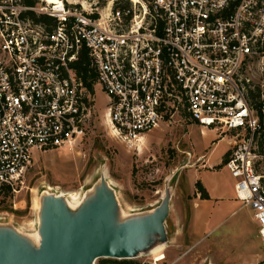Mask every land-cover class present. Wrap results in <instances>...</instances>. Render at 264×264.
<instances>
[{
	"label": "built area",
	"instance_id": "built-area-1",
	"mask_svg": "<svg viewBox=\"0 0 264 264\" xmlns=\"http://www.w3.org/2000/svg\"><path fill=\"white\" fill-rule=\"evenodd\" d=\"M257 69L264 0H0V189L17 192L39 153L84 137L99 88L111 134L130 148L181 115L228 138L235 198L252 209L264 249Z\"/></svg>",
	"mask_w": 264,
	"mask_h": 264
},
{
	"label": "rangeland",
	"instance_id": "rangeland-1",
	"mask_svg": "<svg viewBox=\"0 0 264 264\" xmlns=\"http://www.w3.org/2000/svg\"><path fill=\"white\" fill-rule=\"evenodd\" d=\"M251 74L254 85L262 87L264 72L257 69ZM107 101L98 88L96 109L84 137L73 147L39 153L17 192L0 189V225L32 237L40 223L35 199L41 203L50 193L72 202L76 195L82 202L105 177L119 200V220L154 210L170 191L167 240L154 241L165 244L164 248L155 254L141 252L130 261L264 264L263 243L253 211L235 198V179L223 163L229 150L228 138L222 140L215 130L181 115L149 133L139 149L130 148L109 130ZM198 180L209 187L213 195L209 202L201 201ZM104 259L113 258H99L95 264Z\"/></svg>",
	"mask_w": 264,
	"mask_h": 264
},
{
	"label": "water",
	"instance_id": "water-1",
	"mask_svg": "<svg viewBox=\"0 0 264 264\" xmlns=\"http://www.w3.org/2000/svg\"><path fill=\"white\" fill-rule=\"evenodd\" d=\"M64 196H43L39 245L13 227L0 225V264H95L99 258L132 259L167 240L170 191L154 210L119 220V200L102 177L77 212ZM162 243V242H161Z\"/></svg>",
	"mask_w": 264,
	"mask_h": 264
},
{
	"label": "trees",
	"instance_id": "trees-1",
	"mask_svg": "<svg viewBox=\"0 0 264 264\" xmlns=\"http://www.w3.org/2000/svg\"><path fill=\"white\" fill-rule=\"evenodd\" d=\"M22 1L28 5H35L37 3V0H22ZM100 1L103 2L104 0H100ZM117 1L120 2L123 6L128 5V0H117ZM31 15L36 17L35 13H32ZM36 19L37 21H40L42 23L46 21H50V17L47 15H41L37 17ZM88 69H89V57H88V54L84 52L82 53L81 59H80V70L84 72V79L88 78L87 76ZM90 76L93 79L95 78L94 74H91ZM259 91H260V88H257L256 91L253 93V96H256L259 93ZM196 187L198 189V192L200 193L201 198L203 199L210 198L207 189L205 188V186L200 180L196 182ZM1 189H5L10 192V190L6 187H2ZM98 264H141V263L133 262V261H130L129 259H121V260L104 259L100 261Z\"/></svg>",
	"mask_w": 264,
	"mask_h": 264
},
{
	"label": "bare ground",
	"instance_id": "bare-ground-1",
	"mask_svg": "<svg viewBox=\"0 0 264 264\" xmlns=\"http://www.w3.org/2000/svg\"><path fill=\"white\" fill-rule=\"evenodd\" d=\"M51 3H55V2H59L60 0H48ZM57 196H61V195H57ZM65 204L67 205V207H69V209L73 212H77L78 209L81 206V201L78 200V197L72 196V199L74 200V202H72L68 197H63ZM35 204L38 208L41 207V203H39V200L35 199ZM41 220V219H40ZM16 231L21 234V235H25L24 233H22L19 229H16ZM32 242L37 243V246L39 245V240H40V235L37 232L34 236L31 237ZM163 243L156 245L155 247H153L150 251L149 254H155L156 252L161 251L164 248Z\"/></svg>",
	"mask_w": 264,
	"mask_h": 264
},
{
	"label": "crops",
	"instance_id": "crops-1",
	"mask_svg": "<svg viewBox=\"0 0 264 264\" xmlns=\"http://www.w3.org/2000/svg\"><path fill=\"white\" fill-rule=\"evenodd\" d=\"M220 139L223 140V139H226V138H220ZM218 140H219V139H218ZM227 142H228V143H227L228 146L230 147V145H229V144H230L229 139L227 140ZM200 158H201V157H200ZM223 160H224V157H223ZM223 160H222V161H223ZM223 163H224V162H223ZM205 188L207 189V191H208V193H209V197H210V196H211V197H210V199H209V198H208V199H203V198H201V196H200V198H201V201H202V202H209V201L213 198V195L211 194L209 187L206 186Z\"/></svg>",
	"mask_w": 264,
	"mask_h": 264
}]
</instances>
